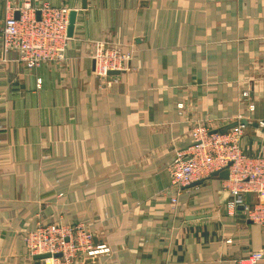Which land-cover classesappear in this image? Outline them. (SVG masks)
<instances>
[{
	"label": "crops",
	"instance_id": "1",
	"mask_svg": "<svg viewBox=\"0 0 264 264\" xmlns=\"http://www.w3.org/2000/svg\"><path fill=\"white\" fill-rule=\"evenodd\" d=\"M45 3L76 12L65 61L28 68L0 47V264H34L22 237L37 222L82 224L108 248L86 264L264 253L245 209L264 196L245 191L227 209L228 180L177 189L169 176L195 123L245 120L242 151L264 154V0H0V29L7 13ZM98 42L128 52L126 67L98 77Z\"/></svg>",
	"mask_w": 264,
	"mask_h": 264
},
{
	"label": "built area",
	"instance_id": "2",
	"mask_svg": "<svg viewBox=\"0 0 264 264\" xmlns=\"http://www.w3.org/2000/svg\"><path fill=\"white\" fill-rule=\"evenodd\" d=\"M69 12L70 9L64 4L52 6L45 3L35 10L25 4L19 8L17 17L12 13H7L0 29V47L3 57L9 51L15 52L17 60L28 68L65 61L70 39L67 35ZM91 57L94 60L93 72L104 79L108 76V71L124 69L130 56L117 47L98 42L91 50ZM249 108L252 109L253 106L250 104ZM260 124L264 126V122ZM242 127V125L234 126L224 133H211L204 128L195 130V145L192 147H198L197 151L193 153L181 150L175 152L169 164L171 185L179 189L196 179L207 176L213 170L226 167L232 179L230 186L232 198L229 201V209L242 204L243 191L255 190L263 196L264 159L245 162L244 155L239 152L236 142V135L237 133L240 135ZM239 162H245L248 168H243V172H239ZM241 173L243 177L240 176ZM170 201L173 204L177 203V194H171ZM245 209L250 215V220L257 221L264 229V201L256 203L253 207L245 206ZM49 231L58 232L61 235L62 238L58 244L62 247L60 249L67 250L66 246L63 247L67 236L54 225L50 226ZM102 247L99 245L97 248ZM63 250L57 252L61 251L65 254ZM52 251L47 247L43 253L52 254ZM92 251L94 250L90 247L88 252ZM263 256V251L257 250L253 251L247 259L254 264Z\"/></svg>",
	"mask_w": 264,
	"mask_h": 264
},
{
	"label": "rangeland",
	"instance_id": "3",
	"mask_svg": "<svg viewBox=\"0 0 264 264\" xmlns=\"http://www.w3.org/2000/svg\"><path fill=\"white\" fill-rule=\"evenodd\" d=\"M109 46H111V45H109ZM125 53L129 54L128 52H125ZM129 56H130V54H129ZM129 59H130V57H129ZM241 97L244 100L247 101L248 110L252 111L254 109V104L249 101V92L247 90H243L241 92ZM250 104L253 106L252 109L249 108ZM178 106H179V104H178ZM262 122L263 121L259 122L260 126H262L260 124ZM240 125L243 126V124H237L235 126H240ZM199 128H204V129L208 130V128L205 126V124L203 125L201 122L200 123H195V125L191 126L190 132H191L192 143L188 146V150L184 151V152L193 153V152L197 151L198 147H194L193 148L192 146L195 145V143H194V135L196 133H194V132H195V130H198ZM211 133H215V132H211ZM241 135H242V131H241L240 135H239V133H237L236 142H237V147H238L239 152L241 154L243 153L242 155H244L245 162L246 161L254 162V161H260V159H264V154H256V155L250 156V155H247L246 153H244L242 151V147H241L240 142H239ZM189 147H191V148H189ZM245 162H239V164H238L239 172H243V168H245V169L248 168V165H246ZM229 165H231V163ZM235 166H237V164H235ZM227 170H228V168H227ZM240 176L243 177V173H241ZM226 180L229 181L228 187L230 189V186H231V183H232V179H231V177H229V170H228V177L226 178ZM247 191L257 192L255 190H247ZM243 192H245V191H243ZM243 192H242V200H243ZM257 193L261 197L264 196V195L262 196L259 192H257ZM230 194H231V192H230ZM263 201H264V199L260 200L259 202H257V204L260 203V202H263ZM175 204H173L171 202V206L172 205L174 206ZM226 208L229 209V202L227 203V207ZM247 216H248V218L250 220L249 213H247ZM250 221L252 223L258 225L260 227V229H261V232L264 234V229H263V227H262V225L260 223H258L255 220H253V221L250 220ZM51 225H54L55 227H57L58 230L62 234H65L67 236V240L66 241L64 240V244H63V247L66 246L67 250L64 251L63 249H60L62 247H61V245L58 244V242L60 241V238H62V237H61V235L58 232L49 231ZM92 238H93L92 233L89 230H87L80 223L71 224V225H65V224H59V223H56V222H47V223L37 222V223H35L33 228L27 230L23 234L22 240H23V244H24V246H25V248L27 250V255L29 257V261L30 262L34 261L33 256L43 253V251H45L46 248L48 247V249L50 248L53 251H52V254L50 252H46V253H49L50 256L43 257V258L39 259V262H42L43 264H86V262L88 260H90L91 257L94 256L95 254L103 253V252H107L108 251V248L104 244H102L103 247L101 249L97 248L99 245H96L95 247H93ZM227 242H229V241H227ZM90 247H91V250H94V251L88 252V249ZM58 250H63L65 254H63L61 251L57 252ZM254 251H257V250H254ZM54 252L55 253L56 252L60 253V255L56 256ZM252 252H250L248 254V256ZM247 257L244 258L245 259V263L244 264H251L248 261ZM48 258H50V259H48Z\"/></svg>",
	"mask_w": 264,
	"mask_h": 264
},
{
	"label": "water",
	"instance_id": "4",
	"mask_svg": "<svg viewBox=\"0 0 264 264\" xmlns=\"http://www.w3.org/2000/svg\"><path fill=\"white\" fill-rule=\"evenodd\" d=\"M75 15H76L75 10H70L69 17H68V25H67V35L69 37H71L72 33H73ZM17 16H18V14L16 13L15 17H17ZM118 72H119L118 70H110L107 73L108 74H116ZM244 123H245V120H240L239 122L238 121H234V122H231L229 124H225V125H223L221 127L211 129V130H209V132L224 133L227 129H229L231 127H234L237 124H244ZM213 176H217V177H219L221 179H226L228 177V170H227L226 167H223V168H220V169H217V170H213V171H211L208 174L207 177H213ZM203 180H204V178H199V179H196V180L192 181L191 183H189V184H187L185 186L188 187V186L198 185V184H201L203 182ZM239 207L242 208L243 206H239ZM201 216L202 215H189V216H187V219L199 218ZM55 255L59 256L60 253H55ZM48 256H50L49 253H41V254H37V255L33 256L34 264H40L39 259L43 258V257H48Z\"/></svg>",
	"mask_w": 264,
	"mask_h": 264
}]
</instances>
